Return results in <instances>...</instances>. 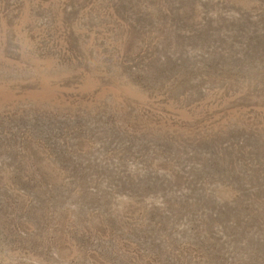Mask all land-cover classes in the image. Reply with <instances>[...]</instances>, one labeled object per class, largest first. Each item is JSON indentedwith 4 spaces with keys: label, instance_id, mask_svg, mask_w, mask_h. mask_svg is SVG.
<instances>
[{
    "label": "rangeland",
    "instance_id": "1",
    "mask_svg": "<svg viewBox=\"0 0 264 264\" xmlns=\"http://www.w3.org/2000/svg\"><path fill=\"white\" fill-rule=\"evenodd\" d=\"M0 264H264V0H0Z\"/></svg>",
    "mask_w": 264,
    "mask_h": 264
}]
</instances>
